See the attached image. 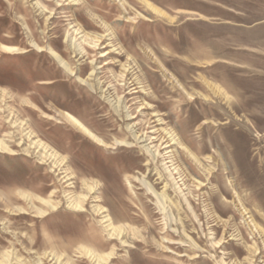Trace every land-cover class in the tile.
Here are the masks:
<instances>
[{"label":"rangeland","instance_id":"obj_1","mask_svg":"<svg viewBox=\"0 0 264 264\" xmlns=\"http://www.w3.org/2000/svg\"><path fill=\"white\" fill-rule=\"evenodd\" d=\"M137 122L177 140L190 207L140 145H116ZM82 247L103 264H264V0H0V264H98Z\"/></svg>","mask_w":264,"mask_h":264},{"label":"bare ground","instance_id":"obj_2","mask_svg":"<svg viewBox=\"0 0 264 264\" xmlns=\"http://www.w3.org/2000/svg\"><path fill=\"white\" fill-rule=\"evenodd\" d=\"M68 39H69V42L71 44V48L74 50L75 53H77L78 55H85L87 53L85 47L82 46V44L77 40L76 37H71V35H69ZM38 49H39V47H38ZM40 51H43V50H40ZM52 57L70 75L75 76L74 70H72V68L70 67L69 63L67 61H65L62 58V56H60L56 52H52ZM92 74H93V76H95L96 72L94 71ZM129 74H130V72L128 71L127 75H129ZM131 75H133V74H131ZM78 79L82 83V85H87L88 87H90L92 89L94 88L93 84L90 82L92 80H90V79L85 80L83 78H78ZM133 86L135 87L136 84H134ZM120 89H122V87H120ZM136 89H138V88H134L132 91H134ZM108 90L109 89H104L103 90V93L105 94L104 98L108 100V103L113 107V109L117 112V114L121 115V113L122 114L124 113V117L128 121L134 120L136 116H134L129 111V108L126 105V101L123 98H121V97H116L115 98L114 96L111 95V93ZM69 121L71 123H73L75 126L81 128L83 131H85L95 141H98V142H100L102 144L104 143L103 140L99 139L96 135H94L92 132H90L84 125H82L74 117L70 116ZM157 122H160V120H157ZM140 127H141V123L140 122L128 124L127 130L130 133V135H131L130 138L133 140V142L117 141L116 145L123 146V147H126V148H133V147H136L137 145H140L141 148L143 149V151L149 157L147 159L148 161H146V163H145V166L146 167H150V166L154 165V166L157 167L159 165L158 167L161 168L162 172L161 171H157V174L159 175L158 179L161 180L164 175H167L169 180L172 182V185L175 188V190H177V192L183 196L185 202L189 205L188 207H190V205H192L191 204L192 202L190 203L189 199L184 194V189L182 188V185H184V184H180L183 181L182 174H181L182 172L177 167H174L176 165V163H175V159L173 158V155H172L173 151L169 150L172 147V145L176 144L175 142L177 140L175 139V137L173 136V134L170 131H165L166 133H163L164 134L163 135V134H161V132L159 133L158 130H155V128H153V130H151V131H142L141 130L142 128H140ZM42 145L43 144H41V143L39 144V146H42ZM52 157H53V155H50V158H52ZM53 160H55L54 157H53ZM55 164L56 165L58 164L57 161H55ZM57 166H58V168L60 167V165H57ZM63 173L65 174V178L67 179V181H70L71 178L69 177L70 175H68V172H63ZM134 180L136 182L138 181L142 186H144L145 189H146V192L152 194L155 198H157V199H159L161 201H164V198H166V196L163 193H158L156 191V187L159 184H154L153 185L150 182H147L145 176H143V178L135 177ZM14 187H16V186H14ZM89 190H90V192H92L94 190V187H89ZM12 191L13 190L11 188V190L9 191L10 199H13V196H12L13 192ZM24 198H26L27 201L29 200V201H32V202L35 200L33 198V196H28V195H25ZM167 198H169V197H167ZM38 199L40 200L41 198L39 197ZM17 200H18V198H17ZM86 200H87V196L81 198L80 202H77L78 204H76V208H80L81 209L83 207L82 206L83 203L86 202ZM41 201H44V200L41 199ZM46 203H48V205H50L52 207V209H55V207H53V205L50 202H46ZM101 210H103V209H100V210L98 209V213H100ZM190 211H192V210H190ZM104 212H106V210H103L102 213H104ZM40 214H43V213L40 212ZM105 218H106V220L104 222H110L111 221L110 217L105 216ZM110 225L113 226L114 224L110 223ZM109 228H110V230H112L111 227H109ZM118 230H120V229H118ZM80 240L83 241L84 239L81 238ZM79 254H81V258L82 259H88V260H91V261L95 260V262H97L98 264H103V263L107 262V260L110 259V257L108 259L107 258L105 259L102 256L95 255L94 253H92V251L87 250L86 247H82L81 248V252Z\"/></svg>","mask_w":264,"mask_h":264}]
</instances>
